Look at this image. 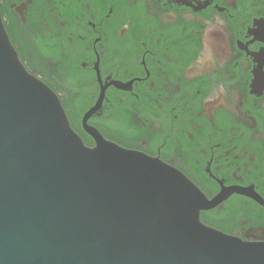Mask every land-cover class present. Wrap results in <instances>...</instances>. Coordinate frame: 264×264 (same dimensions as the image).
<instances>
[{"label": "flooded vegetation", "instance_id": "obj_1", "mask_svg": "<svg viewBox=\"0 0 264 264\" xmlns=\"http://www.w3.org/2000/svg\"><path fill=\"white\" fill-rule=\"evenodd\" d=\"M0 11L87 146L90 129L161 160L209 201L226 196L204 224L264 243V0H0Z\"/></svg>", "mask_w": 264, "mask_h": 264}, {"label": "water", "instance_id": "obj_2", "mask_svg": "<svg viewBox=\"0 0 264 264\" xmlns=\"http://www.w3.org/2000/svg\"><path fill=\"white\" fill-rule=\"evenodd\" d=\"M87 131L95 147L0 11V264H264L263 242L201 221L226 196L209 201L179 170Z\"/></svg>", "mask_w": 264, "mask_h": 264}]
</instances>
